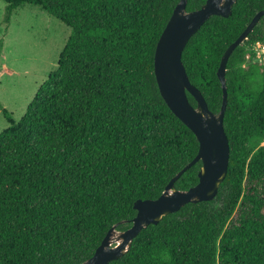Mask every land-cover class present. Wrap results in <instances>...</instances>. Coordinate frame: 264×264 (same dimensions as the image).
Returning a JSON list of instances; mask_svg holds the SVG:
<instances>
[{"label": "trees", "instance_id": "obj_1", "mask_svg": "<svg viewBox=\"0 0 264 264\" xmlns=\"http://www.w3.org/2000/svg\"><path fill=\"white\" fill-rule=\"evenodd\" d=\"M2 1L6 29L26 5L71 28L57 70L22 119L0 102L9 124L0 134L2 264H44L84 237L90 246L84 258L55 263L82 264L110 229L131 227L136 201L160 197L198 154L196 136L170 110L155 75L157 43L180 0ZM205 2L188 0L187 11ZM262 10L264 0H238L229 18L211 17L183 52L191 83L214 113L223 104V55ZM260 41L264 17L227 64L231 156L217 197L150 225L109 264H264V64L251 58ZM3 44L0 39V56ZM159 124L170 131L157 138ZM169 147L185 161L175 170L161 155ZM201 166L186 171L176 187L196 186Z\"/></svg>", "mask_w": 264, "mask_h": 264}, {"label": "water", "instance_id": "obj_2", "mask_svg": "<svg viewBox=\"0 0 264 264\" xmlns=\"http://www.w3.org/2000/svg\"><path fill=\"white\" fill-rule=\"evenodd\" d=\"M238 0H206L200 9L187 11L188 0H180L157 43L155 51V75L160 93L173 112L196 136L199 151L196 157L174 176L157 199L138 200L137 212L130 228L118 231L114 226L94 255L82 264H109L123 258L136 238L150 225H158L166 216L179 212L188 204L213 201L225 181L231 156L229 138L224 118L228 105L227 64L234 51L254 31L264 10L258 12L239 38L223 55L218 77L223 89V104L218 113L209 109L201 91L190 81L184 63L183 52L190 39L213 16L229 18ZM190 94L197 102L194 107ZM201 162L199 182L188 190H180L176 182L191 167Z\"/></svg>", "mask_w": 264, "mask_h": 264}, {"label": "rangeland", "instance_id": "obj_3", "mask_svg": "<svg viewBox=\"0 0 264 264\" xmlns=\"http://www.w3.org/2000/svg\"><path fill=\"white\" fill-rule=\"evenodd\" d=\"M4 11L5 3L0 0V39L4 42L0 56V102L19 122L40 87L57 70L71 28L40 8L26 5L16 11L6 29L2 23ZM8 128L0 109V134ZM169 131V127L159 124L154 136L160 138ZM161 155L171 170L185 162L173 147L166 148ZM89 247L84 237L72 239L61 253L47 259L44 264H55L66 257L83 255L84 258ZM4 261L5 258L0 257V264Z\"/></svg>", "mask_w": 264, "mask_h": 264}, {"label": "built area", "instance_id": "obj_4", "mask_svg": "<svg viewBox=\"0 0 264 264\" xmlns=\"http://www.w3.org/2000/svg\"><path fill=\"white\" fill-rule=\"evenodd\" d=\"M251 58L255 63L264 64V42H257L253 46Z\"/></svg>", "mask_w": 264, "mask_h": 264}]
</instances>
